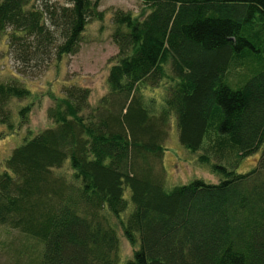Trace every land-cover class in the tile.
I'll list each match as a JSON object with an SVG mask.
<instances>
[{"label":"trees","instance_id":"16d2710c","mask_svg":"<svg viewBox=\"0 0 264 264\" xmlns=\"http://www.w3.org/2000/svg\"><path fill=\"white\" fill-rule=\"evenodd\" d=\"M113 14L106 92L66 84L50 125L0 171V226L41 245L26 264H264V0H142ZM98 0H0V33L21 70L74 54ZM159 89L148 98L143 91ZM29 91L0 83L3 105ZM29 107L20 108L23 118ZM10 124V114L1 110ZM179 143L222 176L166 189ZM260 150L256 166L235 168ZM128 192V194H127Z\"/></svg>","mask_w":264,"mask_h":264},{"label":"rangeland","instance_id":"374dc122","mask_svg":"<svg viewBox=\"0 0 264 264\" xmlns=\"http://www.w3.org/2000/svg\"><path fill=\"white\" fill-rule=\"evenodd\" d=\"M98 1V10L102 12V18L89 21L82 33L77 51L59 60H53L40 72L17 68L7 47L10 30L0 33V83H6L11 78L16 79L29 91L27 98H12L6 106L0 100V171L11 150L20 145L26 135H34L50 125L47 109L53 106L55 96L61 95L66 84L89 88L91 105L106 92V77L112 62L110 59L117 53V48L111 40L114 12L121 10L139 16L142 12L147 13L148 10L142 0ZM158 91L159 89H145L144 98ZM25 106H28L30 111L23 118L18 111ZM1 110L5 113L8 111L10 114L11 127L1 122L4 118L1 116L3 115ZM259 155L260 150L249 157L242 158L235 168L236 172L246 173L254 168ZM162 164L166 189L187 184L196 178L207 183H216L222 178L214 173L208 164L198 162L196 153L179 143L173 119L165 142ZM30 247H33L36 253L41 249L38 242L19 231L0 226V264H26L28 258L35 255ZM132 251L133 246L121 236L119 251L121 256L118 264H123L125 258L132 255Z\"/></svg>","mask_w":264,"mask_h":264}]
</instances>
